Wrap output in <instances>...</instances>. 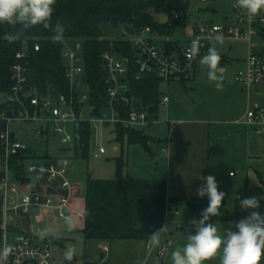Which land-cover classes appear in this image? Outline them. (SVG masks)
<instances>
[{
	"label": "built area",
	"instance_id": "1",
	"mask_svg": "<svg viewBox=\"0 0 264 264\" xmlns=\"http://www.w3.org/2000/svg\"><path fill=\"white\" fill-rule=\"evenodd\" d=\"M207 2L209 0H199ZM235 15L226 16L224 22L205 20L194 25V36L189 39L182 52L169 50L156 42V34L150 26H122V35L131 42L133 56L118 55L112 51L101 54V70L105 83V103L99 113L97 104L91 100V86L87 81V67L85 60V41L83 39L62 38L65 59V80L67 91H49L41 93L36 85L29 84V68L25 63L27 44L16 53L17 61L12 65V87L3 96L16 104L2 113L5 125L0 132L4 146V155L0 156L3 165L0 177V193L3 197V237L0 241V250L6 246L12 252L6 261L0 259V264H76L74 261L58 262L55 260L51 246L41 242L28 232L21 222L13 226V221H19L32 212V209L52 210L57 219L63 222V216L72 215L75 219L81 218L79 210L72 207V200L78 183L68 177L67 160L58 162L34 163L26 160V175H39V186L33 182H22L16 178L11 168V159L22 150L31 149L14 131V122H27L35 125V134L43 142L51 136H58L65 146L79 145L82 139L83 124L89 123L94 131L117 125H125L137 129L145 128L153 122H159V113H154L150 107H145L134 96L130 81L133 71L136 80L148 76H156L162 83L188 81L194 71L198 58L211 46L214 36L223 34L224 39H241L249 42V54L246 59V69L236 72L235 80L248 93V108L245 114L236 122L259 137L264 138V103L257 97L264 91V12L249 20L246 13L235 7L236 0H231ZM212 12H217L211 8ZM183 10L174 9V18L178 19ZM49 25V21H48ZM26 40V39H25ZM199 40V54L190 58L188 55L191 42ZM181 44V43H180ZM36 51L41 48L40 38L33 43ZM170 101V96L162 93L158 102L159 110ZM139 104L135 106V103ZM170 127L179 121L166 120ZM107 148L101 142L95 150V157L102 158ZM31 154L33 151L31 150ZM231 172L230 175H234ZM23 187V188H22ZM23 189V191L21 190ZM177 213V210L169 209ZM12 227H16L12 229ZM168 244L160 243L157 247L158 255L163 257ZM107 264L105 259L97 263Z\"/></svg>",
	"mask_w": 264,
	"mask_h": 264
},
{
	"label": "rangeland",
	"instance_id": "2",
	"mask_svg": "<svg viewBox=\"0 0 264 264\" xmlns=\"http://www.w3.org/2000/svg\"><path fill=\"white\" fill-rule=\"evenodd\" d=\"M173 4L180 11L186 8L187 19L184 24L177 26L169 35L156 34V42L160 47H162L166 39L177 40L182 46H186L189 39L195 34L193 29L194 25L205 20L223 23L226 16H231L230 20H232V17L235 15L231 0H209L207 2H201L199 0H173ZM212 7L217 12H212ZM262 11L264 12V10ZM153 15L159 22H166L169 19V15L164 12L154 13ZM121 30L122 25L119 28H114L107 24L102 26L103 36L111 40L125 39ZM16 32L18 35L20 34L24 37L22 25L17 24ZM23 39H26V34ZM211 46L216 47L221 56L218 67L222 65L227 67L224 73H218V75L222 74L223 76V90L218 91L215 87V82L208 79V69L207 66L201 65V57L197 60L194 81L162 83V91L167 92L170 96V101L160 108L159 122H153L143 129L145 134L152 136V140L149 143L151 151H147L141 144L129 143L127 139L123 142L126 158L125 170H128L130 175H133L136 166L140 167V165L144 168L143 170L146 174H149L151 172L150 170L156 173L165 172L168 153L167 147L170 141L171 130V127L166 122L168 119L180 120L181 118L203 117L211 120L212 131L219 125L218 123H222L219 127H226V129L229 128L233 131H238V126L228 124V121L236 116L237 110L233 109V111L228 112L226 107L237 103L236 96L240 91L241 85L236 82L235 75L237 71L246 69V63L243 60L248 57L249 42L241 39H228L224 40L223 44L214 41ZM245 94L247 97L248 93L246 90ZM224 122H227V124ZM12 127L17 136L28 144L33 151L34 157L29 162H58L61 158H65L67 160L68 177L75 182L78 180L86 181L88 175H91L92 171H96V169H102V171L111 169L114 171L116 168L115 156L121 154V151L116 152L114 150L115 146L121 147L122 144L116 140L117 133L113 126L106 127L102 131H98V128L93 131L87 156L76 155L74 147L63 145L58 136H51L47 141L43 142L35 134V125L33 123L17 121L12 124ZM231 139L227 138L217 141L215 134L212 133L210 175L216 177L219 186L218 190L226 193L220 209L222 215H235L238 213L248 215V211L240 208L237 197L264 196V163L260 162L261 160L264 161V156L261 159L252 157L251 169L250 166L244 163L245 157L242 156V147H237L236 142L233 144ZM99 142L107 148V153L102 158H97L94 155ZM217 142L220 144H217ZM217 146L221 151L219 153L215 152ZM141 158L144 159L142 160ZM1 169H3V165L0 164ZM230 171L236 174L234 178H231ZM29 174L39 178V175L35 173ZM21 190L23 191V189ZM259 203L260 208L257 211L264 214V199H260ZM178 205V213H171V217L176 219L173 229L175 233L167 238L172 240V244L169 246L171 253L177 248H182L187 243L188 232L195 234V229L190 228L189 221L193 220V216H198V219L201 218L200 213L208 206V201H197L194 205L180 201ZM32 210L35 212V209ZM211 218L209 222L216 225L221 235H224V230L229 227L233 231L237 230L234 227L235 222L226 219L214 220ZM17 222L18 219H15L13 224ZM45 226H47L46 222L40 224L35 221L33 222V229L39 241L44 240L39 237L38 232ZM112 243L113 260L111 264H139L141 258L138 254H135V258L129 263L120 261L123 253L120 249L119 242L113 241ZM165 244H168V242ZM50 246L55 255L62 253L56 244H51ZM168 260L169 264H172L171 257L168 258V252L166 251L163 257L154 253L152 258L146 261L143 260L142 264H166ZM220 262L221 253H218L215 257L206 260L204 264H220ZM260 262H264V256L261 257Z\"/></svg>",
	"mask_w": 264,
	"mask_h": 264
},
{
	"label": "crops",
	"instance_id": "3",
	"mask_svg": "<svg viewBox=\"0 0 264 264\" xmlns=\"http://www.w3.org/2000/svg\"><path fill=\"white\" fill-rule=\"evenodd\" d=\"M23 34L25 37V31ZM16 35L21 39L24 38L17 32ZM246 59L243 60L245 63ZM219 68L222 73L227 70L224 65ZM190 80H195V73L188 81ZM164 93L167 94V92ZM247 97L245 88L240 86L236 96L237 103L226 107L228 112L237 110L236 116L231 118L228 124L238 126V131L219 127L222 123H218L219 125L212 131L211 120L203 117L177 120L179 121L177 125L170 130L164 173L150 170L151 172L146 174L140 165V167L136 166L135 172L130 175L128 170H125V165L123 182L116 176V168L114 171L96 169L88 175L86 181H73L78 183L80 188L75 192L72 207L79 210L82 216L74 220L75 228L72 231L66 230L64 222L59 221L52 210L35 209V212L32 210L25 217L30 219V230L23 227L36 239L38 237L33 229L34 221L38 224L46 222L47 227L58 233L59 238L49 235L41 241L50 245L56 244L62 251L59 255L53 253L58 262H70L65 259L64 253L67 247L75 246L77 253L71 261L76 264L97 263L102 259H105L107 264H111L112 242L115 241L119 242L123 253L120 261L129 263L135 258V254H138L141 258L139 264H142L143 260L152 258L154 253L158 255L157 247L149 242L151 233L167 225V233L162 235L160 243H169L167 252L170 258L169 246L172 240L167 238L174 235L173 229L176 223V219L171 217L173 212H170V206L178 211L180 201L192 205L197 201H208L207 196L198 197L196 189L205 183L202 177L210 175L211 172L212 133L215 134L217 141L232 138L233 144L236 142L237 147L241 146L242 156L245 157L244 163L251 169L252 157L261 159L264 156V138L254 135L246 126L236 122L246 112L249 102ZM257 97L264 103V91L258 93ZM224 123L227 124V122ZM217 144L220 143L217 142ZM114 150L119 152L121 147L115 146ZM215 152H221L218 146ZM118 156L116 155L115 158ZM260 162L264 163L263 160ZM235 176L236 174L231 175V178ZM183 196L186 199L182 198ZM19 222L22 223V219L13 226ZM12 229L16 230V227ZM166 264H169V260Z\"/></svg>",
	"mask_w": 264,
	"mask_h": 264
},
{
	"label": "trees",
	"instance_id": "4",
	"mask_svg": "<svg viewBox=\"0 0 264 264\" xmlns=\"http://www.w3.org/2000/svg\"><path fill=\"white\" fill-rule=\"evenodd\" d=\"M55 12L52 15L49 25H35L30 28H23L26 40L17 37L16 25L0 24V132L5 125L2 113L11 108H17L16 104L9 100H3V95L11 90L12 65L17 61L16 53L23 49L24 42L27 44V57L25 63L29 68V84L36 85L41 93L49 91H67L65 80V59L63 56L64 45L61 40H53L54 28L59 22L63 25V38L83 39L85 41V60L87 67V81L91 86V100L97 104L99 113L105 103V83L101 70V54L104 51H112L118 55L133 56L134 48L130 41L125 39H108L103 36L102 26L110 25L114 28L119 26H150L160 35H169L174 29L184 24L187 19V10L183 9L181 16L174 18L173 11L176 9L173 0H56ZM167 13L169 19L166 22H159L154 18V13ZM264 34V30H263ZM14 36V39L8 37ZM35 38H40L41 48L36 51L33 43ZM207 54V51L203 54ZM132 92L134 96L145 107L158 114V102L163 93L162 81L156 76H148L142 80H136L133 71L130 75ZM116 140L121 142V154L115 158L116 176L122 182L123 170L126 165L124 140L129 143L141 144L147 151H151L150 141L152 137L145 134L142 129L117 125ZM93 135L89 123L83 124L82 139L79 145L74 146L75 154L87 156ZM4 155V146L0 138V156ZM34 155L31 149L22 150L17 156L11 159V168L16 178L22 182H33L39 186V179L28 177L25 167L26 160ZM1 164V163H0ZM2 165V164H1ZM2 169L0 170V177ZM182 198L186 199L185 196ZM173 202V201H171ZM171 209V206H170ZM244 214H226L213 216L214 220H230L238 222ZM0 241L3 237V197L0 193ZM192 219H198L193 216ZM264 264V262H260Z\"/></svg>",
	"mask_w": 264,
	"mask_h": 264
},
{
	"label": "clouds",
	"instance_id": "5",
	"mask_svg": "<svg viewBox=\"0 0 264 264\" xmlns=\"http://www.w3.org/2000/svg\"><path fill=\"white\" fill-rule=\"evenodd\" d=\"M56 0H0V24L22 25L27 29L35 25L43 24L48 26L52 15L55 12ZM238 9L243 10L249 20L257 16L264 10V0H236ZM53 40L59 41L63 38L64 28L59 22L54 28ZM14 39V36L8 37ZM213 39L223 44L224 37L221 33ZM199 40L191 42L188 55L194 58L199 54ZM221 56L216 47H209L207 54L200 59L201 65L207 66L208 79L215 82L218 91L223 90L222 70L218 67ZM205 183H202L197 189L196 194L200 198L207 196L208 206L200 213V219L189 221L190 228L195 229V234L188 232L187 243L182 248H177L171 253L172 264H204L206 260L215 257L221 253L220 264H260L261 257L264 256V214L257 211L260 208L261 197L240 198V208L248 211L249 214L235 223L237 229L233 231L231 227L224 230V235L219 234L215 224L210 223V218L220 216L222 213V201L226 193L218 190V182L214 175L202 177ZM63 222L67 231L75 228L74 217L72 215L63 216ZM168 226L153 231L149 242L152 246H159L161 237L167 233ZM38 235L41 239L52 235L59 238V234L53 229L45 226L40 229ZM12 252L10 246L0 250V259L6 261ZM77 253L75 246L67 247L64 257L71 261Z\"/></svg>",
	"mask_w": 264,
	"mask_h": 264
},
{
	"label": "water",
	"instance_id": "6",
	"mask_svg": "<svg viewBox=\"0 0 264 264\" xmlns=\"http://www.w3.org/2000/svg\"><path fill=\"white\" fill-rule=\"evenodd\" d=\"M164 45L167 49L169 50H175V51H178L179 53L182 52V47H181V44L179 41L177 40H170V39H166L164 41ZM139 103L136 102L135 103V106H137ZM22 224L23 226L27 229V230H30L29 229V226H30V219H26V218H23L22 219Z\"/></svg>",
	"mask_w": 264,
	"mask_h": 264
}]
</instances>
